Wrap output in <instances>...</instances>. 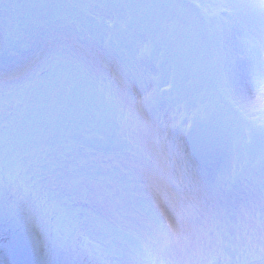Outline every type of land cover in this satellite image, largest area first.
I'll use <instances>...</instances> for the list:
<instances>
[{
	"label": "snow or ice",
	"instance_id": "6c2138e0",
	"mask_svg": "<svg viewBox=\"0 0 264 264\" xmlns=\"http://www.w3.org/2000/svg\"><path fill=\"white\" fill-rule=\"evenodd\" d=\"M6 54L21 71L0 80V217L27 258L0 264H264V0H0ZM177 153L186 211L161 194ZM150 214L153 235L134 226Z\"/></svg>",
	"mask_w": 264,
	"mask_h": 264
},
{
	"label": "rangeland",
	"instance_id": "374dc122",
	"mask_svg": "<svg viewBox=\"0 0 264 264\" xmlns=\"http://www.w3.org/2000/svg\"><path fill=\"white\" fill-rule=\"evenodd\" d=\"M3 2L6 3V2H8V0H3ZM15 2L20 3V4H29V3H32L33 0H15ZM60 2L72 3V2H75V0H60ZM198 2L210 6L213 3V0H198ZM237 2H243V0H237ZM207 11L208 12H212L211 7H209L207 9ZM238 23L241 25L242 28H244L246 30L251 28V27H253L255 24H257V22L254 21L251 17L246 16L244 14L243 10H241L240 15L238 17ZM116 27L117 28L122 27V21H121V19L119 17L116 20ZM257 44H258V41H257ZM12 51L13 52H20L21 49L17 45V46H15L12 49ZM9 56H13L14 58L17 57L16 55H7V54L6 55H0V60L3 61V62H6L8 60ZM19 62H20V59H19ZM232 70H233L234 74L236 75L237 82L239 83L243 79V76H242V73H243L242 63H234ZM101 72L104 73L106 85L110 86L114 93L118 92L119 90L116 87V83L112 79V74L104 72V71H101ZM164 79H166V77L162 78V80L160 82V87L166 89L167 88V84L164 82ZM8 82L9 83H5L2 86L11 87L12 86L11 82L10 81H8ZM173 94H175V93L173 92ZM259 96H260V93L257 91L255 93V95L250 98V101L252 103L256 104V105H259V102H260L259 99H258ZM185 102L188 104L189 107L192 106V101H191L190 98H185ZM177 159H179L177 165L180 166V164H181V168H180L181 175L186 177L187 180H189L188 176H185L186 172L184 171V167L182 166L183 162L185 163V161L183 160V157L180 154L177 153ZM183 171H184V173H182ZM191 208L199 210L194 204L191 205ZM124 211H127V210H124ZM199 213H200V211H199ZM4 217H6V216L4 215ZM229 223H230V226L231 225H238L239 224V217L237 216V217L232 218ZM137 224H138L137 227H139L141 230H147V232L149 231L148 230V223L140 222V223H137ZM232 235H233V231L230 230L229 236H228L227 240L223 244V249L225 250V251L224 250L223 251H224L225 255H229V254L235 255V251L236 250L233 248V245L236 244L237 242L232 238Z\"/></svg>",
	"mask_w": 264,
	"mask_h": 264
},
{
	"label": "bare ground",
	"instance_id": "6f19581e",
	"mask_svg": "<svg viewBox=\"0 0 264 264\" xmlns=\"http://www.w3.org/2000/svg\"><path fill=\"white\" fill-rule=\"evenodd\" d=\"M10 59H12V57ZM179 201L180 200L178 199V200H174L172 202H173V204H175L176 207H178V209L180 208L179 206H181L182 209L184 211H186L189 208V206H188L189 205V201L181 200V201H183L181 204L177 203ZM7 218H8V220H7L6 223L8 224L9 230H14V231H16L17 229L21 230V227L19 226L18 221H17V216L14 213H9L7 215ZM190 218H192L193 225L195 226V225H197L199 223L200 214L194 213V211L191 209V214H190L189 219ZM1 221L2 220H0V225H1ZM137 223H140V222H134V226H137ZM148 224H149V228L150 229H154V226L157 225V222L156 221H152V222H148ZM195 244H197V240H196V236L194 234L189 236L188 238H186V244H185L186 246L191 247V246H193ZM9 248L10 247H9V241H8V243L5 244V249H9ZM6 257L8 258V254L6 255Z\"/></svg>",
	"mask_w": 264,
	"mask_h": 264
}]
</instances>
